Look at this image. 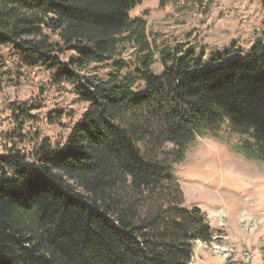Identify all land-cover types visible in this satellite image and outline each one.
Masks as SVG:
<instances>
[{
    "label": "trees",
    "instance_id": "obj_1",
    "mask_svg": "<svg viewBox=\"0 0 264 264\" xmlns=\"http://www.w3.org/2000/svg\"><path fill=\"white\" fill-rule=\"evenodd\" d=\"M141 1L0 0V88L41 67L87 104L82 115L49 112L43 98L0 110V264H191L212 232L185 209L173 166L226 122L264 162V41L245 61L167 47L157 75L146 21L129 15ZM209 1L160 6L181 14ZM133 41L132 75L123 65L106 79L91 73ZM44 123L67 139L44 137Z\"/></svg>",
    "mask_w": 264,
    "mask_h": 264
},
{
    "label": "rangeland",
    "instance_id": "obj_2",
    "mask_svg": "<svg viewBox=\"0 0 264 264\" xmlns=\"http://www.w3.org/2000/svg\"><path fill=\"white\" fill-rule=\"evenodd\" d=\"M129 15L146 21L157 75L164 72L161 51L167 47L183 45L205 62L230 50L229 58L245 61L255 44L264 41V0H210L203 8L181 14L170 5L161 7L160 0H142ZM139 49L133 41L114 61L91 66V73L106 79L116 65H123L122 75H132ZM69 56L66 53V59ZM50 76L41 67L24 70L18 85L0 88V110L12 102L43 98L49 112L74 109L82 115L87 104L70 88L52 86ZM6 129V119L0 115V130ZM41 133L65 140L70 132L44 123ZM246 139L226 122L215 136L198 138L184 160L173 166L185 209L201 211L212 238L217 236L211 244L196 242L191 264H264V162L245 155ZM217 247L228 249L230 255L219 253Z\"/></svg>",
    "mask_w": 264,
    "mask_h": 264
},
{
    "label": "built area",
    "instance_id": "obj_3",
    "mask_svg": "<svg viewBox=\"0 0 264 264\" xmlns=\"http://www.w3.org/2000/svg\"><path fill=\"white\" fill-rule=\"evenodd\" d=\"M214 240H217V236H215V237L212 238V242H214ZM217 250H218L219 253H224L226 256L227 255H230V253L228 252V249L226 250V248L224 249V248H221V247H217Z\"/></svg>",
    "mask_w": 264,
    "mask_h": 264
},
{
    "label": "bare ground",
    "instance_id": "obj_4",
    "mask_svg": "<svg viewBox=\"0 0 264 264\" xmlns=\"http://www.w3.org/2000/svg\"><path fill=\"white\" fill-rule=\"evenodd\" d=\"M245 220H247V219H245ZM250 220V219H249Z\"/></svg>",
    "mask_w": 264,
    "mask_h": 264
}]
</instances>
